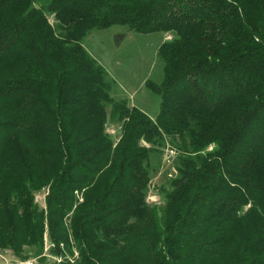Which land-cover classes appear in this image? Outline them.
I'll use <instances>...</instances> for the list:
<instances>
[{"label": "trees", "instance_id": "1", "mask_svg": "<svg viewBox=\"0 0 264 264\" xmlns=\"http://www.w3.org/2000/svg\"><path fill=\"white\" fill-rule=\"evenodd\" d=\"M112 25L169 34L154 116L85 47ZM45 242L54 264H264V0H0V251L48 264Z\"/></svg>", "mask_w": 264, "mask_h": 264}, {"label": "rangeland", "instance_id": "2", "mask_svg": "<svg viewBox=\"0 0 264 264\" xmlns=\"http://www.w3.org/2000/svg\"><path fill=\"white\" fill-rule=\"evenodd\" d=\"M49 20L54 24L52 15ZM169 38L168 33L152 32L148 34L130 31L122 25L94 30L85 39V47L104 66L108 77L112 79L114 98L127 99L128 104L136 105L150 116L157 114L160 105L159 97L145 86L146 80L159 83L163 77V64L157 58L159 44ZM116 124L108 120L107 131L115 134ZM174 151L169 141L155 154L150 170V199L161 202L158 191L161 185H168L169 178L176 175ZM48 189H41L35 195V201L45 206ZM77 255V253H76ZM28 259V258H27ZM48 264L59 263L49 257ZM47 259V260H48ZM17 260V259H16ZM15 261L7 251H0V264ZM39 264L35 259V264Z\"/></svg>", "mask_w": 264, "mask_h": 264}, {"label": "built area", "instance_id": "3", "mask_svg": "<svg viewBox=\"0 0 264 264\" xmlns=\"http://www.w3.org/2000/svg\"><path fill=\"white\" fill-rule=\"evenodd\" d=\"M50 248V244L46 243L45 242V247H44V255H47L51 258H53L54 256H51L48 253V249ZM76 251L73 255V257L70 258V260H73L74 257H76ZM56 259V261H60L61 257H54ZM6 264H35V258H28V259H22V260H15V261H11L9 263H6Z\"/></svg>", "mask_w": 264, "mask_h": 264}, {"label": "bare ground", "instance_id": "4", "mask_svg": "<svg viewBox=\"0 0 264 264\" xmlns=\"http://www.w3.org/2000/svg\"><path fill=\"white\" fill-rule=\"evenodd\" d=\"M50 247H52V245L50 244ZM60 261H61V259H60Z\"/></svg>", "mask_w": 264, "mask_h": 264}, {"label": "crops", "instance_id": "5", "mask_svg": "<svg viewBox=\"0 0 264 264\" xmlns=\"http://www.w3.org/2000/svg\"><path fill=\"white\" fill-rule=\"evenodd\" d=\"M16 260V259H15ZM18 260V259H17Z\"/></svg>", "mask_w": 264, "mask_h": 264}]
</instances>
